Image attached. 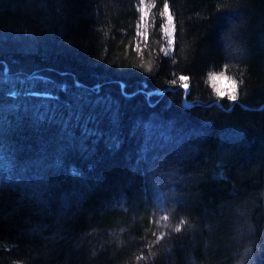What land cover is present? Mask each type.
I'll list each match as a JSON object with an SVG mask.
<instances>
[{
    "label": "trees",
    "instance_id": "1",
    "mask_svg": "<svg viewBox=\"0 0 264 264\" xmlns=\"http://www.w3.org/2000/svg\"><path fill=\"white\" fill-rule=\"evenodd\" d=\"M137 3L0 0V264H264V0Z\"/></svg>",
    "mask_w": 264,
    "mask_h": 264
},
{
    "label": "rangeland",
    "instance_id": "2",
    "mask_svg": "<svg viewBox=\"0 0 264 264\" xmlns=\"http://www.w3.org/2000/svg\"><path fill=\"white\" fill-rule=\"evenodd\" d=\"M137 11L139 14L136 26H135V36H134V47L137 51H150L152 46L150 42L152 40V33L154 30V23L152 22L151 10L152 6L147 3V0H137ZM169 17H171V23L169 22ZM169 31L166 32L165 29ZM174 20L171 14H166V23L164 27V36L168 39V42L171 44L173 42L174 34ZM17 31V30H16ZM26 34V32H24ZM22 35V34H21ZM218 79L213 80L215 90L219 96L232 95L236 94L237 87L234 82L227 80L224 76L217 77ZM235 85V93H233V86Z\"/></svg>",
    "mask_w": 264,
    "mask_h": 264
},
{
    "label": "snow or ice",
    "instance_id": "3",
    "mask_svg": "<svg viewBox=\"0 0 264 264\" xmlns=\"http://www.w3.org/2000/svg\"><path fill=\"white\" fill-rule=\"evenodd\" d=\"M164 11L165 12L168 11V6L167 5L164 6ZM169 22L171 23V17H169ZM165 31L168 32L169 30L166 28ZM212 79L213 80H216L218 78L217 77H213ZM179 80L180 81H187L188 80V77L187 76H180L179 77ZM175 82L176 81H173V83H175ZM183 86H184L185 89L188 87L187 84H184ZM233 93H235V85L233 86ZM229 99L232 100V101H236L237 96L235 94H232V95L229 96ZM177 230L179 231V229H177Z\"/></svg>",
    "mask_w": 264,
    "mask_h": 264
},
{
    "label": "bare ground",
    "instance_id": "4",
    "mask_svg": "<svg viewBox=\"0 0 264 264\" xmlns=\"http://www.w3.org/2000/svg\"><path fill=\"white\" fill-rule=\"evenodd\" d=\"M219 76H220L219 74H217V73H216V74L213 73V74L210 76V78H211V80H212L213 77H219ZM212 81H213V80H212ZM186 89H188V87H187Z\"/></svg>",
    "mask_w": 264,
    "mask_h": 264
}]
</instances>
